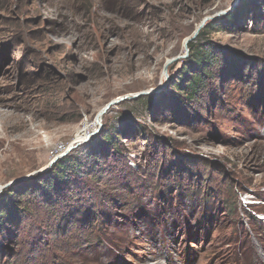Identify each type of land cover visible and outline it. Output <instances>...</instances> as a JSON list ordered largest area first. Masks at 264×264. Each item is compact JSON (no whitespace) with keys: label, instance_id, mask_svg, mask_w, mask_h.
<instances>
[{"label":"rangeland","instance_id":"374dc122","mask_svg":"<svg viewBox=\"0 0 264 264\" xmlns=\"http://www.w3.org/2000/svg\"><path fill=\"white\" fill-rule=\"evenodd\" d=\"M238 1L0 0V190L49 171L67 152L59 149L98 130L104 107L140 93L145 101L115 105L103 126L135 120L177 153L205 160L217 176L199 191L187 179L151 176L145 152L152 143L131 128L123 146L133 175L123 189L106 187L114 199L101 219L79 213L48 235L53 251L43 263L42 255L25 256L39 232L21 240L7 222L0 264H264V0L234 32L211 34L240 61L224 74L211 99L216 107L202 122L182 126L185 116L169 113L171 77L185 59L169 66L168 84L164 72L186 54L193 26ZM238 65L243 73L235 75ZM95 179L108 184L103 172Z\"/></svg>","mask_w":264,"mask_h":264},{"label":"trees","instance_id":"16d2710c","mask_svg":"<svg viewBox=\"0 0 264 264\" xmlns=\"http://www.w3.org/2000/svg\"><path fill=\"white\" fill-rule=\"evenodd\" d=\"M255 4L256 0H241L230 14L222 16L220 20L209 21L196 40L188 44L189 57L182 61L181 67L170 81V87L173 89L170 100L173 107L169 113L180 111L186 118L180 122L182 126L202 122L207 118L205 113L216 107L211 99L219 96V83L228 70L231 72V65L239 57L232 48L221 46L211 39V34L223 30L234 32L240 18L249 11L254 13ZM192 30L195 32V26ZM240 65L235 75L243 73ZM174 69L175 65L170 68V73ZM145 99V96L139 97L124 101L121 105L139 104ZM149 110L151 112L150 108ZM159 110L160 108L156 116L160 115ZM131 128L140 129L141 135L152 143L145 152L146 158L149 159L145 169L151 176H159L163 181L168 177H176L182 183L187 179L184 183H188L187 186L193 191L202 190L212 175L216 176L213 168L207 172L205 160L177 153L169 139L152 135L151 129L146 125L128 119L125 127L119 129L105 123L102 131L86 143L80 152L82 154H76L73 150L58 160L46 173L37 174L32 179L3 191L0 196V239L5 233L7 222L16 231L18 238L22 235L21 240L31 238L30 234L38 231L39 233L33 236L30 250L25 252V256L28 258L32 255H42L40 261L43 263V256H49L53 251L46 241L48 235L59 233L64 225L74 220L79 213L83 218L89 215L94 220L101 219L114 199L108 194L106 187H109V191L111 187L123 189L127 187L133 175L123 146V139ZM181 164H184V168L180 167ZM102 172L108 181L103 187L96 184L98 182L95 179ZM228 203L230 207H235L233 199L228 198ZM40 212H43L42 217L44 214L47 217L36 222L34 218ZM258 214L264 215L262 212ZM50 224L53 225L51 231Z\"/></svg>","mask_w":264,"mask_h":264},{"label":"water","instance_id":"95a60500","mask_svg":"<svg viewBox=\"0 0 264 264\" xmlns=\"http://www.w3.org/2000/svg\"><path fill=\"white\" fill-rule=\"evenodd\" d=\"M240 2V0L238 1V3ZM234 10H232L231 12H233ZM231 12H228V13H225V12H222L221 14H218L217 17H207L204 19V21L197 27V29L195 30L193 36H191L190 38L187 39L186 43L184 44V47H185V51H186V54L184 56H179L177 58H174V59H171L170 61H168L165 66H164V72L166 74V84L169 83V74H168V69H169V66L173 63H175L176 61L180 60V59H186L189 57V53H190V50H189V47H188V44L194 40H196V38L198 37V35L200 34L201 30L205 27V25L208 23V21L210 20H217L220 18L221 15H228L230 14ZM145 95L144 93H140V94H137V95H133L131 97H122V98H119L117 100H113L111 101L106 107H104L101 112L97 115L96 117V122L98 123V130L94 131L93 133H91L87 140L84 142V143H74V145H71L67 152L65 154H63L61 157H57L54 161H52L50 163V166H49V169L60 159L64 158L65 156H67L71 151L75 150L76 148L82 146V145H85L89 140H91L94 136H96L99 132H101V130L104 128L103 126V117L110 111V109L112 107H114L115 105L123 102V101H126L128 99H135V98H138L140 96H143ZM36 173H34L33 175H31L30 177H26V178H22V179H18V180H15L5 186H3L0 190V195L3 193V191L13 185H15L16 183L18 182H24V181H28L30 180ZM264 221V217L261 219Z\"/></svg>","mask_w":264,"mask_h":264},{"label":"built area","instance_id":"2783aa9c","mask_svg":"<svg viewBox=\"0 0 264 264\" xmlns=\"http://www.w3.org/2000/svg\"><path fill=\"white\" fill-rule=\"evenodd\" d=\"M57 150H58V149H57ZM59 151H64V152H65V151H67V150H64V147H63L62 149H59ZM56 157H57V156H56Z\"/></svg>","mask_w":264,"mask_h":264},{"label":"bare ground","instance_id":"6f19581e","mask_svg":"<svg viewBox=\"0 0 264 264\" xmlns=\"http://www.w3.org/2000/svg\"><path fill=\"white\" fill-rule=\"evenodd\" d=\"M187 40H185L184 44L186 43ZM264 217V215H262Z\"/></svg>","mask_w":264,"mask_h":264}]
</instances>
